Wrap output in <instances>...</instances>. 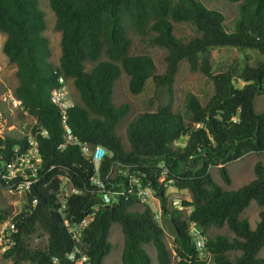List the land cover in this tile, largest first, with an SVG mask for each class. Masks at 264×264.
I'll return each instance as SVG.
<instances>
[{"label": "trees", "instance_id": "obj_1", "mask_svg": "<svg viewBox=\"0 0 264 264\" xmlns=\"http://www.w3.org/2000/svg\"><path fill=\"white\" fill-rule=\"evenodd\" d=\"M209 1L235 5V16L227 23L222 10L201 0H49L61 34L55 65L38 0H0L2 49L15 65L18 80L13 95L35 120L31 129L43 158L39 179L24 191L22 209L12 215L0 205V223L9 218L17 229L0 264H80L79 254L70 258L75 247L89 264H104L115 223L123 235L121 264H153L146 245L154 246L158 264H170L172 256L175 264H264V257L258 256L264 246V210L254 228L242 217L252 201L264 205V163L257 161L254 178L237 189L223 188L210 172L216 168L229 185L228 164L247 153H264V112L254 109L256 96L264 94V0ZM173 22L192 23L196 33L176 36ZM128 27L166 49L163 73H156L151 56L130 53ZM219 47L254 50L261 58L214 71L211 51ZM102 56L106 59L100 60ZM183 60L192 71L212 80L213 91L203 100L187 92L182 109L174 111L173 83ZM87 62L96 64L87 70ZM121 72L128 76L132 94L141 93L151 78L156 92L166 96L155 111L128 123L126 145L117 125L127 116L129 105L113 102ZM60 76L72 81L79 99L68 112L72 134L106 150L98 172L114 192L110 204L91 184L96 169L79 145L59 148L65 131L50 95ZM239 79L245 82L241 87L236 85ZM26 144L24 136L0 135V175L15 148L25 150ZM61 177L77 193L67 197L65 208L59 210ZM131 178L143 186L149 183L159 211L140 202ZM11 182L0 177L1 188ZM168 184L186 190L190 199L173 204L166 194ZM89 215L92 219L75 241L64 221L79 224ZM191 223L206 236L204 255L194 246ZM212 227L227 228L228 233L207 236ZM165 230L173 235L171 248ZM38 231L46 236V244L30 248L28 239Z\"/></svg>", "mask_w": 264, "mask_h": 264}, {"label": "rangeland", "instance_id": "obj_2", "mask_svg": "<svg viewBox=\"0 0 264 264\" xmlns=\"http://www.w3.org/2000/svg\"><path fill=\"white\" fill-rule=\"evenodd\" d=\"M39 8L42 10L45 19V30L43 34L49 39L51 47L50 60L55 64H59V57L61 54L60 49V31L55 27V14L50 8L49 0H38ZM209 8H217L224 12L226 15V22L228 23L235 16V5L227 4L222 1H209L201 0ZM174 33L179 37H189L196 33L195 26L189 22H173ZM128 36L131 39L130 53L139 55L147 54L151 56L156 66V73L161 74L165 71V56L166 49L156 45L150 44L147 39L142 38L132 28L128 27ZM5 35L0 32V135L9 136H22L24 132V126L30 128L34 125L35 120L28 116L21 107L19 101L14 98L13 91L17 86L18 80L16 77V67L11 63L7 56L3 52V42ZM261 58L259 54L247 49L245 51H239L233 47H219L211 51L210 61L212 69L218 71L225 69L233 64H241L244 59L248 63H252L254 59ZM106 59L102 56L100 60ZM96 62H87L86 69L90 70ZM245 82L241 79L236 81V85L241 87ZM70 90L72 92L75 102H77V92L73 86L72 81L68 80ZM129 78L121 72L119 78L115 82L113 102L115 105L127 103L129 105V112L125 118H123L117 125L118 135L121 137L122 142L126 145V128L128 123L138 115L144 112H152L157 109L160 102L166 100V96L160 95V92H156L154 82L150 78L145 85L144 90L139 94H132L129 91ZM173 110L180 111L183 106V99L187 92L195 94L201 100L207 94L212 93L213 84L212 80L206 77L202 72L195 70L192 71L186 60H183L178 65V70L175 75L173 83ZM254 109L257 113L264 112V94L258 95L254 101ZM178 143H183L179 141ZM257 161L264 163V153L255 154L247 153L238 160L228 164V170L231 176V183L225 185L216 168L210 169L212 177L225 189H237L242 185L248 183L254 178V165ZM166 194L168 199L175 205H179L182 200H189L190 196L186 190H177L171 184L166 187ZM155 197V196H154ZM156 199V198H155ZM150 208L153 211L159 210L158 200L150 199ZM24 204V189L21 187L16 188H1L0 187V205L11 210V214L19 212ZM264 210L263 206H258L252 201L242 214L243 218H246L251 228H254L258 220L259 212ZM9 219V218H7ZM4 220L2 226L6 225L8 220ZM217 233H228L227 228L217 229L210 228L206 235L212 236ZM109 240L112 243L111 252L105 257L104 264H121V252L123 248V235L121 227L118 223L113 224ZM165 240L168 247L171 248L173 244V235L165 230ZM30 248L42 247L46 244V236L43 232L38 231L28 239ZM146 249L152 258L153 264H158L156 258V250L153 245H146ZM259 257H264V246L258 253ZM0 254V261H2ZM21 264H31L29 261H23ZM175 264V259L172 256L171 263Z\"/></svg>", "mask_w": 264, "mask_h": 264}, {"label": "built area", "instance_id": "obj_3", "mask_svg": "<svg viewBox=\"0 0 264 264\" xmlns=\"http://www.w3.org/2000/svg\"><path fill=\"white\" fill-rule=\"evenodd\" d=\"M58 83V86L52 90L50 99L51 102L60 110L61 123L65 131L64 142L59 145V148H65L68 143L79 145L81 152L91 160L96 169V172L90 177L91 184L97 187L104 202L106 204H110L113 201L114 192L111 191V188H108L105 185L98 172V167L106 153V150L101 145L92 146L87 142H80L79 139L72 134V131L67 124V119L69 110L75 105V100L70 90L68 80L60 76L58 78ZM31 127L27 129L26 126H24V132L22 135L24 136L27 143L26 145L28 146L25 150H21L20 145L15 148L13 157L10 159V161L5 163L3 172L0 175V177L8 183L12 181L7 188L21 187L25 191L29 189L37 179H39L38 173L42 170L43 158L39 150L38 140L35 134L32 132ZM40 134L45 136L46 131L41 130ZM161 180H163V177L160 179V181ZM130 182L133 185H136L141 203L150 206V199H157L154 197L149 183L143 186V184L134 178H131ZM14 184L16 185L13 186ZM73 193H77V190L68 184L67 178L61 177V185L58 190V196L61 200V208L59 210L65 208L67 197ZM33 203H35V201H33ZM91 219L92 215H89L79 224H69L67 220H65L64 223L67 226L68 231L72 234L73 239L75 241H79L82 229ZM7 220L8 222L4 226H2L3 222L0 223V254L13 246L14 240L12 239L11 235L17 231L15 224L9 221V219ZM190 233L193 238L194 246L199 255H204L206 251L205 234H203V232L195 225V223H191ZM75 254H79L77 260L80 264H89L87 257L82 254L78 247H75L73 253L70 255V258H75Z\"/></svg>", "mask_w": 264, "mask_h": 264}]
</instances>
